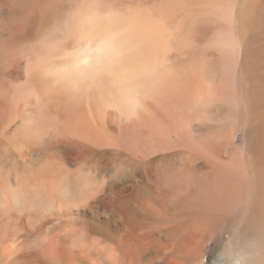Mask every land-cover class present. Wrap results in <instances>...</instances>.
Instances as JSON below:
<instances>
[{
    "label": "bare ground",
    "instance_id": "obj_1",
    "mask_svg": "<svg viewBox=\"0 0 264 264\" xmlns=\"http://www.w3.org/2000/svg\"><path fill=\"white\" fill-rule=\"evenodd\" d=\"M236 2L232 24L205 21L202 25L209 24L206 27H215L211 29H217L225 37L227 34L234 35L243 47H248L246 46L248 35L255 28L258 33L254 35L258 38H254L252 43L255 47L264 48V0H236ZM259 11L262 12L260 16H258ZM2 12L4 11L0 14ZM95 22L94 19L90 22L87 16L81 15L77 23L78 27L76 26L77 29H90L93 36L85 46L89 49L94 47L97 40L95 33L99 27L97 28ZM196 27L198 30L202 26L196 23L182 25L173 35L177 34V38L179 34L181 37H186L194 31L197 32L194 30ZM12 29L22 30L18 25L13 26ZM62 36L64 49L70 47L72 39L66 40L67 36ZM152 41L158 45V48L153 46ZM168 46L170 42L166 41V34L159 33L148 37L139 48L137 46L135 50L130 49L132 53L141 50L142 53L151 54L147 57L143 54V58L140 57L144 66L150 68L151 72H148L149 75L137 72L134 76L131 69L128 84L134 89V85L137 84L140 88H145L144 85L153 83L155 92L173 88L177 91L198 89V92L195 99L183 97L178 102L189 131H184L178 136L170 134L164 140L152 137L151 142L153 145L157 143L158 152H167L169 157L165 155L164 157L169 161H173L171 154L181 155L179 161L175 163L177 165L175 170L168 172L174 179L189 176L193 168L197 170L198 166L200 174L209 173L213 175L212 179H221L224 172L219 171L215 166L210 167L206 161H203L207 160L206 154L196 151L192 144V139L204 142L206 133L210 129L206 126L207 120L194 124L192 118L199 119L198 116L202 114L207 119L213 101L229 103L235 101L239 110L250 107L259 112L263 106L260 96L261 93L263 94L264 83H256L251 75L248 76L250 74L248 68L252 64L255 68L257 66L254 61L255 56L249 55L253 60L250 65L247 62V68L245 67V71L241 72L245 63L240 62L241 66L236 54L228 55L227 52H221L208 59L203 50L196 52L195 47L182 46L169 59L172 63L168 64L165 59ZM32 52V48L18 52L7 46L0 50V76L4 78L9 94L8 100L0 103V264H193L197 253L203 251L207 242L209 223L205 218L197 217L192 209L181 205L179 191L174 189L177 188V184L164 186L158 176L153 182L140 181L137 174L124 172V168L119 165L86 171L82 164L76 163L70 157L74 156L75 152L76 154L91 153L90 151L95 152L97 148H101L104 150L103 153L110 150L109 154H115L114 156L117 157L115 160L128 161L130 158H136L138 149L132 146L129 138L121 131L116 132L113 124L118 122V114L114 112L117 108L115 93L122 87L126 73L119 72L118 75L111 76L104 74L102 82L99 84L93 82L86 87L90 100L85 106L77 102V91L74 90L76 80L79 85L84 84L81 73H76L72 68L43 78L32 68L28 84L39 89L40 95L37 93V98L41 95L44 98V119H42L44 124L46 122L49 124V121L55 118L57 120L69 119V117L80 118L83 123L76 125L75 132L79 131L82 137L92 144L91 148L85 149L75 140L63 141V139L57 140L53 149L39 148L51 135V127L47 126L41 132H34L32 129L25 131L27 126L32 127L34 121L32 118V121L25 118L23 120L22 115L36 113L34 108L38 106V99H29L24 101L25 105H22L21 89L16 85L20 66L22 62L33 59ZM61 52L59 50L58 53L48 54L44 59H39L35 68L38 70L40 67L63 68L70 61L78 66L84 58L80 53L79 57L71 60L69 57H63ZM158 56L162 59L159 60ZM260 62H264L262 57ZM93 73L95 74V71ZM228 85H235L236 89L228 91L226 89ZM145 94L142 93V96H146ZM106 103L108 107L105 106ZM151 107L156 111V116L158 113L161 119L170 123L169 116H166L163 109L155 103H151ZM196 111L199 112L198 115ZM36 121L38 122L37 119ZM52 124L54 123L50 125ZM99 128L104 132L97 134L96 130ZM82 137L78 138L83 142ZM172 137L175 138L174 143L169 141ZM177 148L179 150L175 151ZM50 150L55 151L56 162L42 163L43 165L38 163V160L43 159L44 154ZM140 151L144 156L146 153L144 148ZM229 152L230 150L227 149L226 153ZM253 160H256V165L245 166L244 176L247 178L245 183L241 182L239 186L234 185L237 187L228 189L229 193L234 194L231 207L233 226L239 227L238 224H242L245 219L247 224H259L258 216L251 213L256 204L262 209L264 217V167H261L264 166V152H257ZM27 163L33 165L27 166L25 165ZM20 165L27 166L23 168L22 176H18L17 172ZM244 202L246 210L244 217H241ZM219 225L222 226V220L217 221L216 227ZM190 231L192 232L188 238L184 233L188 234ZM259 238L264 242L262 235ZM257 242L258 236L252 239L251 246L257 249Z\"/></svg>",
    "mask_w": 264,
    "mask_h": 264
},
{
    "label": "rangeland",
    "instance_id": "obj_2",
    "mask_svg": "<svg viewBox=\"0 0 264 264\" xmlns=\"http://www.w3.org/2000/svg\"><path fill=\"white\" fill-rule=\"evenodd\" d=\"M236 6V0H0V12L4 11L0 14V50L5 48V46L12 47L18 52L30 48L33 49V59L22 62L20 66L18 72L19 80H17L16 85H19L18 87L21 89V99L23 102L29 99H38V106L35 107L36 109L34 108L36 113H25L22 115L23 120L32 121L33 119L34 121L32 127L27 126L25 131L32 129L34 132H41L45 127H51V135L48 136L47 141L42 143L39 148L53 149L54 143L57 140L63 139V141L67 139H70V141L75 140L80 145H83L85 149L91 148L92 144L87 142L89 140H85L79 131L75 132L76 125L83 123L80 118L69 117V119L58 120L55 118L52 121L50 120L49 124L48 122L44 124V120H42L44 119V98L42 95L40 98H37L36 95H40L39 89L28 84L32 68L43 78L48 75H56L57 72H61L62 70L66 72L72 68L76 73H81V76L84 78V84L83 86L82 84L79 85L78 80H76L74 90L77 91V102L85 106H87L90 100L86 87L93 84V82H98V84L102 82L104 74L111 76L113 74L118 75L119 72L121 74L126 73V77H123L122 87L115 93L116 111L110 110L118 114V118L116 117L118 122L113 123L116 132L121 131L123 135L129 138L132 146L138 149L139 153L135 155L136 158H130L128 161L123 159L115 160L117 158L114 156L115 154H109L110 150L107 153H103L104 150L101 148H97L95 152L90 151L91 153L76 154L77 152H75L74 156L70 157L76 163L82 164L86 171H90L91 169L95 171L98 168L105 169L119 165L124 168V172L137 174L140 181L147 180V182H153L158 176L160 181L164 183V186H166L165 184H177V188L174 189L179 191L178 196L179 201L182 203L181 205L184 208L192 209V212L197 217L205 218L207 223H209L207 242L204 244L203 251L197 253L193 264H255L256 262L264 264V242L260 241L262 238H259L261 235L264 237L263 211L258 204L252 208L251 213L258 216L259 224H247L245 219L242 224H238L239 227L233 226V223L231 224L233 219L231 207L234 194L228 192V189L239 186L241 182L245 183L247 180L244 176L245 166L250 164L252 166L256 165V160L254 161L253 157H256L257 152H264V90L260 96L263 106L259 112L250 107H244L243 110H239V106L235 101L230 103L228 101H213L210 104L207 119L202 114L198 116L199 119L192 118L194 124L199 123V121L203 123L207 120L206 126L210 128L207 131L208 133H206L204 142L192 139L193 147L196 151H202L206 154L207 160L203 161H206L210 167L215 166L219 171L224 173L218 181L212 179L213 175L209 173L200 174L198 172L199 166L196 167L197 170L191 166L194 170L189 176L176 180L168 172L169 170H175L177 166L175 163L179 161L181 155H178V153L176 155L171 154L173 161L167 160L165 158L169 157L166 154L167 152H158L157 143L153 145L151 139L152 137H157L158 140H164L170 134L178 136L182 135L184 131H189L186 118L181 112L178 102L183 97L195 99L198 89H180L177 91L173 88L155 92L153 90V86H155L153 83L144 85L145 88H140V85L137 84V86L134 85L133 89L128 84L131 69L134 76L137 72L149 75L151 69H148L147 66L145 67L142 59L140 60V57L143 58V54L146 53H142L141 50L134 51V53L130 51L135 50L137 46L138 48L140 45L142 46L143 42L151 35L165 33L166 41L170 42V46H168L166 52L167 57H165L168 64L172 63L169 59L182 46L195 47L196 52L203 50L206 53L205 57L208 59L221 52H227L228 55L236 54L239 64L242 61L245 63L243 66L240 64L242 66L241 72L245 71V67L247 68V62H249V65L251 64L253 59L249 55H252L255 56L254 61L257 63V66L255 68V65L253 66L252 64L248 68L250 73L248 76L251 75L256 83L263 84L264 62L261 63L260 58L264 59V48L263 46L255 47L252 43L254 38H258L255 37L258 33L257 29L254 28L253 32L249 29L248 42H245L248 48L243 47L234 35L227 34L225 37L217 29H211L215 27L208 28L206 26L209 24H206V26L202 25L205 21L227 24L230 22L232 24L234 22ZM258 13V16L262 14L261 11ZM81 15L87 16L90 22L94 19L97 28L99 27L95 33V37H97L95 39L97 40L91 49L85 47L90 37L93 36L89 31L90 29L76 28V26L78 27L77 23ZM195 23L198 26H202L198 30L197 27L194 29L197 32L194 31L195 33L192 32L186 37H181L179 34L177 38V34L176 36L173 35L175 34L174 31L182 25H193ZM16 25L21 27L22 30H13L12 27ZM260 27H263V25H260ZM255 33L256 35H254ZM62 35L67 36L66 40L72 39L70 47L64 49V40L61 39ZM152 44L158 48V45L154 41H152ZM260 45L262 44L260 43ZM59 50L62 51L60 54L63 57H69L71 60L84 55L82 63L76 66L73 61H70L63 68L60 66H56L55 68L40 67L39 70L35 68L39 59H44L48 54L58 53ZM150 55L146 54L145 57ZM157 58L159 60L162 59L160 56ZM133 59L136 60L134 61ZM138 64H141L142 67L140 68L141 65L139 66ZM93 71H95V74ZM4 81V78L0 76V103L8 100L9 97ZM82 82L80 81V83ZM226 89L234 91L236 87L235 85H231ZM142 93H146V96L143 95V97ZM23 102L22 105H25V102ZM151 103H155L165 111L166 116H169L168 120L170 123L161 119L158 113L156 116V111L151 107ZM106 104L105 106L108 107V103ZM196 112V115H198L199 112ZM33 116L36 117L39 123ZM51 123H57V125H50ZM101 132L104 131L100 128L96 130L97 134ZM77 136L79 138L82 137L85 142L79 140ZM169 141L174 143L175 138L172 137ZM142 148L146 152L144 156L140 154ZM227 149L230 150L229 153H226ZM176 150L179 149L177 148ZM56 160L55 151L50 150V152L44 154L43 159L38 160V163L43 165L56 162ZM33 163L25 165L31 166ZM25 165L19 166V170L17 171L18 176L23 175V168L27 167ZM261 167L264 166L261 165ZM205 170L207 169L205 168ZM86 173L88 174V172ZM241 186L244 187L245 185ZM221 189L226 190V192H223ZM259 190L262 191L261 189ZM245 210L246 203L244 202L241 217H244ZM220 220H222V226L216 227L217 221L219 222ZM191 232H188V234L185 232L184 235H187L189 238ZM255 234L256 236H254ZM257 236L259 243L257 242L258 248L256 249L251 246V242Z\"/></svg>",
    "mask_w": 264,
    "mask_h": 264
}]
</instances>
